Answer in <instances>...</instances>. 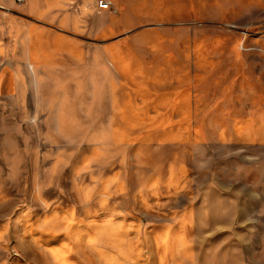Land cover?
Masks as SVG:
<instances>
[{"label": "rangeland", "instance_id": "obj_1", "mask_svg": "<svg viewBox=\"0 0 264 264\" xmlns=\"http://www.w3.org/2000/svg\"><path fill=\"white\" fill-rule=\"evenodd\" d=\"M49 1L0 0V264H264V0Z\"/></svg>", "mask_w": 264, "mask_h": 264}, {"label": "crops", "instance_id": "obj_2", "mask_svg": "<svg viewBox=\"0 0 264 264\" xmlns=\"http://www.w3.org/2000/svg\"><path fill=\"white\" fill-rule=\"evenodd\" d=\"M38 4L40 1V4L42 5V3H44L45 1H49V0H37ZM67 3H66V2ZM63 0L61 2L62 5H64L65 7L68 4H71L73 0ZM49 4H52L51 1H49ZM15 6V4H13ZM23 6V4L18 5V8H21ZM0 11L4 14V17L2 19H5L7 17L10 16V8L9 6L0 3ZM64 12V11H63ZM19 16L17 17L18 19V24H21L23 21L26 20V15L24 14H18ZM68 23L73 26L72 23V19H67ZM81 22H82V27L81 29L84 30L85 29V19L84 17H81ZM35 24H33L34 26H31L30 28H28V26H22L20 27V35L17 37V41L18 43H21L22 41H25V38L32 39L34 42V44L32 45L33 47L36 46V44L38 42L41 41L42 44V39L43 38H53L56 37V33L54 34H50L52 33V29L51 28H45L44 24L39 22V21H34ZM7 25H9L10 23H6ZM10 28H12V24H10L9 26ZM57 31V30H55ZM59 32V31H57ZM22 34H25L22 37ZM60 33V32H59ZM27 35V36H26ZM53 35V36H52ZM65 36H60L62 37L61 40H65L66 37H68L67 34H64ZM47 36V37H46ZM49 36V37H48ZM72 36V35H71ZM69 38V37H68ZM4 47L8 48L7 46L3 45ZM3 46L0 47V78H4V80L1 82L2 84L5 82L9 83L11 87H13V90L16 94H18V104H23V99L24 94L27 92V86L29 87V83L27 81V78H30V74L28 72V70L26 69L25 65L26 62L25 59H17V58H13L10 57L9 59L5 58L4 62L2 60V49ZM43 46V45H41ZM85 46V45H84ZM72 57L74 58V55H66V57ZM59 58L52 56V55H46L45 57H42L40 62L41 64L39 65V67L37 68V74L35 77H39V78H45V77H66V78H70L66 75H64V73L59 72L60 68H58V63H59ZM23 68V70H22ZM1 71H7L5 73H1ZM73 78V77H71ZM41 81V80H39ZM72 84V83H71ZM21 94V96H20ZM21 99V101H20Z\"/></svg>", "mask_w": 264, "mask_h": 264}, {"label": "built area", "instance_id": "obj_3", "mask_svg": "<svg viewBox=\"0 0 264 264\" xmlns=\"http://www.w3.org/2000/svg\"><path fill=\"white\" fill-rule=\"evenodd\" d=\"M17 2H19L20 4H22L25 0H16ZM99 6L101 8H109L110 6V2L107 0H100L99 1Z\"/></svg>", "mask_w": 264, "mask_h": 264}, {"label": "bare ground", "instance_id": "obj_4", "mask_svg": "<svg viewBox=\"0 0 264 264\" xmlns=\"http://www.w3.org/2000/svg\"><path fill=\"white\" fill-rule=\"evenodd\" d=\"M7 2V1H6ZM10 2H11V0H10ZM29 2V1H28ZM32 59V58H31ZM45 144V143H44Z\"/></svg>", "mask_w": 264, "mask_h": 264}]
</instances>
